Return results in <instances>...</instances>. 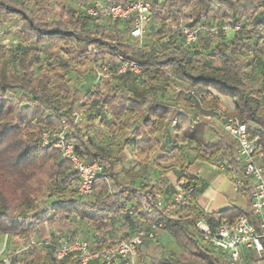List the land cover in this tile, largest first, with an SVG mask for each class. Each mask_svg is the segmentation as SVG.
<instances>
[{
	"label": "trees",
	"instance_id": "1",
	"mask_svg": "<svg viewBox=\"0 0 264 264\" xmlns=\"http://www.w3.org/2000/svg\"><path fill=\"white\" fill-rule=\"evenodd\" d=\"M94 1L0 0V15L18 16L28 33L26 43L16 50L0 44V234L11 235L14 242L37 227L43 228L42 236L49 234L14 254L7 264H80L74 253L61 262L53 255L62 240L78 236L79 226L86 225L84 238L96 251L152 223L157 224L155 239L166 232L180 248L152 264H223L221 253L226 252L204 241L197 223L205 219L215 230L246 214L258 225L251 212L249 177L244 172L240 177L248 198L246 210L231 207L209 214L196 202L197 179L187 174L172 191L161 179L141 187L126 182L140 177L141 171L124 167L123 151L132 141L137 158L147 164L163 149L157 159L170 163L164 170L185 171L191 154L208 162L221 155L237 165L235 141L202 118L223 110L259 136L264 152V0H151L162 40L156 51L139 45L129 22H100L86 15L83 7ZM171 22L206 29L189 50L182 35L169 27ZM214 26L217 34L211 31ZM227 26L240 28L229 37ZM104 40L117 43L111 47ZM90 44L100 52L89 51ZM110 53L138 61L143 75L117 74L115 58H107ZM9 58L17 61L16 69H7ZM100 63L110 66L103 82L94 81L82 91L77 84L85 72L81 69L95 73ZM221 95L232 99L233 110L222 107ZM75 110L84 112L81 123L72 121ZM63 119L69 121L67 139L78 156L104 164L91 197L78 194V176L60 151L43 146V132L55 130ZM105 127L107 137L101 136ZM208 128L216 140H209ZM189 186L194 190L188 204L175 206L173 195ZM147 190L163 192L170 210L146 214L138 193ZM124 202L133 214L123 210ZM153 240H145L139 249L140 262ZM88 264L104 261L94 258Z\"/></svg>",
	"mask_w": 264,
	"mask_h": 264
},
{
	"label": "built area",
	"instance_id": "2",
	"mask_svg": "<svg viewBox=\"0 0 264 264\" xmlns=\"http://www.w3.org/2000/svg\"><path fill=\"white\" fill-rule=\"evenodd\" d=\"M83 10L86 15L98 19L100 22L106 20L121 23L129 22L131 36L139 40L140 46L143 43L147 26L154 16L151 0H129L126 3H104L96 0L92 4L84 6ZM169 27L182 35L184 45L189 50H193L198 43L200 31L206 29L203 25L188 27L179 22H171ZM239 28V26L235 27V29ZM211 31L217 34L219 28L214 26ZM104 42H108L111 47L117 43L115 40H104ZM88 50L95 53L100 52L96 44H90ZM107 58H115L117 74H131L136 77L143 75V66L136 60L127 59L120 53H110ZM109 68L110 66L104 63H100L96 67L95 84L103 82L105 73ZM178 82L181 83V80ZM192 93L201 96L195 90ZM84 116L83 111L75 110L72 114V121L76 124L81 123ZM202 118L213 121L235 141L236 159L251 181V212L258 221V225L251 223L248 216L242 214L235 224L224 221L215 230L210 227L205 219H202L197 223V229L203 234L204 241L210 242L217 249L225 251L233 262H239L244 250L264 251V152L261 149L259 136L251 133L247 124L238 117L220 110L215 116L205 115ZM176 122L174 120L173 125H176ZM69 126V121L63 119L60 126L55 130L43 132V146H53L60 151L62 157L72 164L78 176L76 183L78 194L81 197H91L95 194V181L104 171V164L99 161L87 162L78 156L74 143L67 139ZM235 184L240 187L242 179L236 178ZM193 190V186H189L185 190L178 188V191L173 195L175 206L187 205ZM138 198L143 204V210L149 216L157 212V209L162 212L170 210L169 207H165V195L161 191H142L138 193ZM123 206L126 213L133 214V209L128 202H124ZM156 228L157 224L155 223L149 227H138L129 237L119 239L112 245L96 251L92 250L89 240L82 236H75L62 240L61 244L54 249L53 255L57 262L64 261L67 256L74 253V257H78L80 264H88L94 258H102L104 264H117L118 262L136 264V256L139 249L143 247L145 240L156 238ZM31 243L34 244L35 242ZM4 262L9 263V260L4 259Z\"/></svg>",
	"mask_w": 264,
	"mask_h": 264
},
{
	"label": "crops",
	"instance_id": "3",
	"mask_svg": "<svg viewBox=\"0 0 264 264\" xmlns=\"http://www.w3.org/2000/svg\"><path fill=\"white\" fill-rule=\"evenodd\" d=\"M12 15L13 14H8V16H12ZM13 16H16V15H13ZM235 30L237 29H234V30L231 29L232 34L234 33ZM220 104L222 105V107L228 110L234 109V104H233L232 99L226 95L220 96ZM97 122L100 123V120H97ZM108 134H109V129L105 127L101 136L107 137ZM207 137L209 138V140L217 139V135L215 134V132L213 130H210L209 128L207 131ZM159 151H161V149ZM123 154H124L123 165L127 169H131V166H130L131 164H128V162L126 161H128L132 155L135 156V158L137 159V161H139V163H143L140 159L137 158L132 141H129L125 145ZM165 162L166 161H159L157 163V175H161L160 178L157 177V180L161 179L165 187L168 186L169 190L172 191L174 189V186L175 187L178 186V184L181 181V177L184 174H187L190 177L197 179L198 191L196 192L197 193L196 202L207 213L215 214L217 212H220L222 210H225L231 207H239L243 210H246L248 208V198L242 191L243 181L240 187H237L235 184V179L238 177H241V175L243 174L241 164L239 163L237 165L232 164L228 161V159L225 156H221V155L218 157L216 161L208 162L205 160L196 159L193 154L189 156L188 165L185 171H182L176 168H169V169L164 170L163 167H166L170 164V163L166 164ZM129 163H132V162H129ZM132 172H138V170L134 168L132 169ZM144 177L145 176L141 172L140 177H138L135 180H131V179L127 180L126 182L132 184L135 187H139V186L141 187L142 185H144V184H141V182L145 180ZM147 180L150 182L151 178L147 177ZM155 181L156 180H152V182L148 184H153ZM168 235H169L168 233L164 232L159 238L168 237ZM154 241H157V239H154L151 242H154ZM151 242L147 245V247L143 251L142 260H144V258L148 254V251H150L149 245L151 244ZM175 245L178 248V251H177L178 253L180 248L176 243ZM254 251L255 250H244L242 252V256L239 262H233L228 257L227 253L224 254L220 252L222 263L223 264H263L264 263L263 262L264 251L258 252L261 255V258L259 260L254 258L253 256ZM216 253L218 252L216 251ZM139 258L140 257L137 254L136 264H139L140 262ZM117 264H122V263L118 262Z\"/></svg>",
	"mask_w": 264,
	"mask_h": 264
},
{
	"label": "rangeland",
	"instance_id": "4",
	"mask_svg": "<svg viewBox=\"0 0 264 264\" xmlns=\"http://www.w3.org/2000/svg\"><path fill=\"white\" fill-rule=\"evenodd\" d=\"M159 28H160L159 24L155 20H152L148 24L146 32L144 34L142 45L144 47L147 46L146 48H148L151 51H156L159 48V43L161 44L162 42L159 35L157 34ZM226 28H227L226 29L227 34L231 37L232 36L231 28H229L228 26ZM26 36H28V33L26 31V24L23 21H21V19H19L18 16H13V15L8 16V14L6 13H2L0 15V44L8 46L12 50H16L20 45H24L26 43L25 41ZM16 67H17V61L14 58L13 59L9 58L7 60V69L12 70V69H16ZM81 70L85 72H83V74L81 75L82 79H80V83L77 84L81 87L82 91H86V89L91 84L94 83L96 75L94 71H91V68L86 67V68H82ZM212 124L214 128L219 129V127L215 123ZM34 130L36 131V129ZM25 131L30 132L31 129H25ZM19 140L22 141V139ZM163 153H164L163 149L155 153L151 161L148 162L147 164L139 163V161H137L134 155H132L130 159L126 162H128V164H131L130 165L131 169L135 168L143 173V175L145 176L144 177L145 180L142 181L141 184H148L151 183L152 180H157V177L160 178L161 176V175H157V163L159 162L157 158ZM236 156L237 155L235 150V159ZM165 163L168 164L169 162H165ZM41 170L43 171V169ZM242 172H243V168H242ZM147 177L151 178L150 182L147 180ZM77 229L78 230L76 234L78 236L88 237L86 234L87 227L85 224L79 226ZM42 231L43 228L41 229V227H37L35 230L24 234L23 235L24 237H22L21 240H17L16 242H14L13 237L11 235L0 234V264H7L3 261V259L9 260V258H12L14 254L18 253V251L20 253H22L23 251H27L26 248H28L29 244H32L31 242H35L36 244H39L44 238L46 239L49 236V234L45 233L42 236L40 233ZM118 237L119 236H116V239H118ZM149 248L150 251H148V254L144 258V260H142L144 263L139 262V264L140 263L152 264L154 260L157 259L158 257L164 255L167 256L171 253L177 254L178 251V248L176 247L173 239L169 235L168 237H161L157 239V241L151 242ZM253 256L257 260L261 258V255L256 251H254Z\"/></svg>",
	"mask_w": 264,
	"mask_h": 264
}]
</instances>
